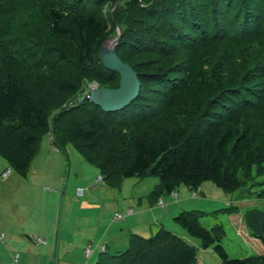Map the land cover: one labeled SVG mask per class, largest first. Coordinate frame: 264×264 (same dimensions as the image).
I'll use <instances>...</instances> for the list:
<instances>
[{
	"label": "trees",
	"instance_id": "16d2710c",
	"mask_svg": "<svg viewBox=\"0 0 264 264\" xmlns=\"http://www.w3.org/2000/svg\"><path fill=\"white\" fill-rule=\"evenodd\" d=\"M107 1L0 0V54H8L0 57L6 168L26 177L49 131L56 148L66 152L71 144L109 187L119 189L129 176L159 177L156 200L180 182L197 190L211 180L238 191L255 169L264 172V119L257 115L264 111V0H122L108 19L99 13ZM113 25L122 27L116 51L138 74V97L118 111L85 98L60 111L50 131L55 90H81L92 79L119 86L111 83L120 74L98 58ZM220 46L226 49L217 52ZM200 213L175 217L198 246L161 224L150 236L131 233L125 248L105 247L94 264H201L199 247H212L220 264H264V209L243 217L258 251L245 257H231Z\"/></svg>",
	"mask_w": 264,
	"mask_h": 264
},
{
	"label": "rangeland",
	"instance_id": "374dc122",
	"mask_svg": "<svg viewBox=\"0 0 264 264\" xmlns=\"http://www.w3.org/2000/svg\"><path fill=\"white\" fill-rule=\"evenodd\" d=\"M122 0H109L100 5V15L107 18L108 15L112 16L113 12L116 10L118 5ZM108 19V18H107ZM119 29L122 30L120 25H113L110 27L107 35L102 40V45L110 43L114 38L119 35ZM123 34V30H122ZM121 34V36H122ZM226 46H220L217 49V52L225 50ZM241 49V48H239ZM242 50V49H241ZM2 54V55H1ZM0 57L3 55H8L7 51L1 50ZM151 54H138L133 56L131 59L134 62L142 60L146 57H150ZM243 56L239 59V63L242 64ZM80 74H78L79 77ZM66 76V75H63ZM77 77V76H76ZM80 79V78H78ZM112 86H117L119 84L120 76L115 75L113 78ZM71 80L78 85L76 79L71 78ZM85 80V79H84ZM86 81V80H85ZM73 85V84H71ZM108 86L103 84V82L92 79L85 83L80 90L79 87L73 86L68 90H55L54 96L50 94V104L54 106L48 110V114L50 116V131L54 129V120L55 117L60 114V111L70 107L74 104H79L82 96L87 95L90 90L94 87L99 86ZM38 88H43L42 86H37ZM43 90V89H40ZM37 91V90H36ZM35 91V92H36ZM38 94H40L37 91ZM62 99L57 100L55 98ZM89 100V99H88ZM83 101V100H82ZM257 115L260 119H264V111L258 112ZM50 132L45 131L42 133V140L40 142L39 151H41L42 146L46 142H50ZM66 154L67 159L64 157L66 162V168L71 165L72 172L69 176L70 183L71 180L74 179L77 171L74 167L78 161H82L87 163L89 167L93 169H98L93 164H89L85 155L79 151H77L71 144L66 146ZM37 153V154H38ZM63 154V152H61ZM36 154V155H37ZM64 155V154H63ZM36 157V156H35ZM4 159L0 157V235L3 232L2 226H7L8 220L12 219L14 223L20 221L21 216H24L26 208L23 204H21L20 196L17 195V190H19L18 183L6 185L5 183L9 181L11 176L15 175L17 172L10 168L11 172L9 177H2V172L6 169V164L4 165ZM86 161V162H85ZM5 166V167H4ZM97 172L89 176L90 173L87 174V178L91 179V182L94 183V179L96 176L100 175V172ZM91 172V171H90ZM17 175V174H16ZM19 175V174H18ZM11 182V181H10ZM161 182L160 178L157 176H129L125 177L121 180L120 188H113L114 191L119 193L122 192L125 198L128 200V206L130 205L134 208L135 213L133 212L132 217L137 215L138 210L141 208L138 204L131 203V196L135 193H139L141 191L152 192L153 189ZM102 184V183H101ZM99 184V185H101ZM50 188H54L58 190V200L57 203H54V208L51 209L53 214L54 209V221H55V231L56 228L60 227V230H66L65 222H66V211H64V207L60 214L59 202L63 191V184H59V186L48 185ZM102 186V185H101ZM104 186V185H103ZM112 188V187H111ZM177 192V198L175 199L172 194H163L161 197L157 199V201L162 198L166 204H168L167 208L155 207L150 208V219L145 225L147 228H151L152 233L143 236H150L155 232V227L162 223L166 228H169L176 232L177 234L186 237L190 242L195 245H199L200 240L196 237L190 236L183 225L175 219V217L183 210H191V209H199L205 213H200L202 216L200 218V222L203 226L207 228L217 227L216 230L220 233L222 238V244L225 246L231 257H245L251 254L257 253V246L252 243L248 238V231L246 224L244 223L243 217L250 210L256 209H264V172L259 170H254L250 173L249 178L246 179L241 189L238 191H229L222 188L217 187L211 180L204 181L197 190H193L189 188L185 183L180 182L176 185L175 191ZM171 192V193H173ZM196 193V195L194 194ZM157 198V197H156ZM156 198L153 196V201H156ZM133 202V201H132ZM155 205V203H153ZM26 206V205H25ZM104 206H100L98 210L87 211L80 210L77 205H74L70 210V216L67 217L68 220V231L71 233H91L96 234L100 233L104 226H110L112 223L115 225L120 224L124 219H126V212L124 208H116L115 212H122L124 216L120 220L113 221L114 211L110 212L109 208L105 209ZM130 207V208H131ZM35 209L33 208V211ZM129 211V210H128ZM128 213V212H127ZM103 214V216H102ZM130 214V213H129ZM99 223V225H98ZM140 232V231H139ZM133 233H138L133 231ZM140 234V233H139ZM247 235V237H246ZM31 244L35 245L29 237L24 236ZM76 238V236H73ZM43 239V238H42ZM1 241V240H0ZM5 242L8 243V240L5 239ZM126 242V240H125ZM98 242L93 241L95 246L90 258L88 259L85 256L84 264H94L97 260L102 246L97 244ZM3 244V243H2ZM102 244V243H101ZM41 245H44L41 243ZM103 245V244H102ZM5 246V245H4ZM53 246V243H51ZM126 247V246H125ZM123 247V248H125ZM108 249L110 251H115L119 249H115L113 245H109ZM122 249V248H120ZM13 253L18 252V254L23 255V251L19 247H14L12 250ZM198 261L201 264H220L219 258L213 251V248L210 247L208 249H203L199 247L197 253ZM16 264H22V260ZM29 264H35V261H31ZM37 264V263H36Z\"/></svg>",
	"mask_w": 264,
	"mask_h": 264
},
{
	"label": "crops",
	"instance_id": "0c3cea01",
	"mask_svg": "<svg viewBox=\"0 0 264 264\" xmlns=\"http://www.w3.org/2000/svg\"><path fill=\"white\" fill-rule=\"evenodd\" d=\"M49 141L42 146L41 151L32 160L26 177L16 171L17 175L11 176L9 181L5 183L6 185L18 183L19 190H17V195L19 194L21 204L24 205L26 211L17 223L10 219L6 227L2 226L0 264H16L20 260H22V264H29L31 261H35V264H84L85 249L88 245H91L93 252L95 248L93 241L98 242L99 246L108 248L111 244L115 249H120L127 246L129 236L133 231L143 235L152 233L151 228L145 227L150 219L151 213L149 210L153 206H160L157 205V200L153 201L150 192L141 191L131 196V203L138 204L141 207L137 215L132 217L131 214L133 213H127L131 206H128V200L122 192L114 191L104 181H97L96 179L99 175L94 179V183L91 182L92 178H89V176L94 175L98 169H93L87 163L77 160V164L74 167L77 173L70 183L69 176L72 168L70 164L66 168L64 157L67 159V154L51 143V137ZM5 164L6 162L4 161ZM89 164L92 163L90 162ZM93 166L96 165L93 164ZM88 173L90 175L87 178ZM9 175L10 173L5 178L9 177ZM59 184L60 186L63 184L59 207L60 214L63 207L64 211H66V222L64 223L66 230H60L59 224L55 231L54 209L53 214L51 209L54 208V203H57L58 190L50 188L48 185L57 187ZM80 189L83 190L81 194L79 192ZM74 205H77L82 211H96L102 205L104 209L105 206L109 208L110 212H115L117 207L124 208L125 210L127 209L126 219L118 225L112 223L108 227L104 226L100 233L70 234L67 229V217L70 216L69 210ZM166 205L165 208L168 207V204ZM33 208L35 209L34 211ZM116 213H121L124 216L125 212H115L113 221L123 218L122 216L120 219H116ZM159 224L155 227L156 230L162 223ZM25 235L35 245L25 239ZM37 235L41 239L43 238L42 242L33 241V236ZM73 236H76V238ZM5 239L8 240V243L5 242ZM41 243L44 245H41ZM51 243H53V246H51ZM14 247H19L23 251V255L19 254L17 262L13 260L14 255L18 253H13Z\"/></svg>",
	"mask_w": 264,
	"mask_h": 264
},
{
	"label": "water",
	"instance_id": "95a60500",
	"mask_svg": "<svg viewBox=\"0 0 264 264\" xmlns=\"http://www.w3.org/2000/svg\"><path fill=\"white\" fill-rule=\"evenodd\" d=\"M122 30L110 43L103 44L98 51V58L104 67L120 74L118 87L99 86L81 97L80 102L87 98L100 106L104 111H118L135 100L141 90V82L137 72L117 54L116 46L121 39Z\"/></svg>",
	"mask_w": 264,
	"mask_h": 264
},
{
	"label": "built area",
	"instance_id": "2783aa9c",
	"mask_svg": "<svg viewBox=\"0 0 264 264\" xmlns=\"http://www.w3.org/2000/svg\"><path fill=\"white\" fill-rule=\"evenodd\" d=\"M10 168L11 167H8V168H6L3 172H2V174H1V176L2 177H5L7 174H9L10 172H11V170H10ZM97 181H104V179H103V176L100 174L98 177H97V179H96ZM82 191L83 190H81L80 189V194L82 193ZM172 194V196L176 199L177 198V192H173V193H171ZM194 194L196 195V193L194 192ZM157 205L158 206H160V207H162V208H165L167 205H166V203L164 202V200L162 199V198H160L158 201H157ZM134 212V209L133 208H130L129 209V211H128V213H133ZM123 215L121 214V213H116L115 214V218L116 219H120L121 217H122ZM33 241H35V242H42V239H41V237L39 236V235H37V236H33ZM104 248H105V246H102L101 247V250H104ZM91 252H92V247H91V245H88L87 247H86V249H85V256L88 258L89 256H90V254H91ZM19 254L18 253H16L15 255H14V257H13V260L15 261V262H17L18 261V259H19Z\"/></svg>",
	"mask_w": 264,
	"mask_h": 264
}]
</instances>
